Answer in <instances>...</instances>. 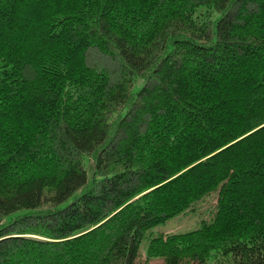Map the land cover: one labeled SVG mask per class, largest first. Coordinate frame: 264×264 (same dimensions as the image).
<instances>
[{
  "label": "trees",
  "instance_id": "16d2710c",
  "mask_svg": "<svg viewBox=\"0 0 264 264\" xmlns=\"http://www.w3.org/2000/svg\"><path fill=\"white\" fill-rule=\"evenodd\" d=\"M153 261L264 264V0H0V264Z\"/></svg>",
  "mask_w": 264,
  "mask_h": 264
},
{
  "label": "rangeland",
  "instance_id": "374dc122",
  "mask_svg": "<svg viewBox=\"0 0 264 264\" xmlns=\"http://www.w3.org/2000/svg\"><path fill=\"white\" fill-rule=\"evenodd\" d=\"M100 56V55H96ZM98 62V61H97ZM99 62L103 64H109L114 66L115 68L112 69V72L116 70L118 71V63L117 61H109L104 60L103 57L99 58ZM100 66L101 64L98 63ZM81 189L78 190V192ZM218 195H212L207 197L202 203L198 204L196 207H194L193 211L185 213L184 215H181L180 217H176L170 221H168L165 225H161L157 227L153 232L157 235H174V234H185L188 232L195 231L201 227V223L203 221H211L214 217L215 211H216V205H217ZM145 261L144 253L142 252V262ZM160 261H153L150 264H161Z\"/></svg>",
  "mask_w": 264,
  "mask_h": 264
}]
</instances>
